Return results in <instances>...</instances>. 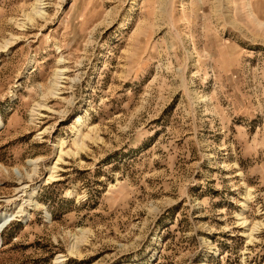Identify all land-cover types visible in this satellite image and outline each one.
Masks as SVG:
<instances>
[{
    "label": "rangeland",
    "instance_id": "374dc122",
    "mask_svg": "<svg viewBox=\"0 0 264 264\" xmlns=\"http://www.w3.org/2000/svg\"><path fill=\"white\" fill-rule=\"evenodd\" d=\"M36 1L0 0V264H264V0Z\"/></svg>",
    "mask_w": 264,
    "mask_h": 264
},
{
    "label": "bare ground",
    "instance_id": "6f19581e",
    "mask_svg": "<svg viewBox=\"0 0 264 264\" xmlns=\"http://www.w3.org/2000/svg\"><path fill=\"white\" fill-rule=\"evenodd\" d=\"M42 1L43 0H37L36 1L35 7H34L33 13H32L33 16L36 17V16L42 15V12H43ZM3 48H5V46H3ZM56 75H57V78H56L55 88L57 87L59 81L61 79H63L61 77L64 75V71L59 70L56 73ZM55 94H57V93H55ZM39 109H41V108H39ZM77 123L80 126H82L84 124L81 119H78ZM2 126H3V122L0 119V130L2 129ZM81 135L82 134L80 133V128H79L76 130V134L74 137V142H76V144L79 147H83V141H85V140H83L84 139L83 137L81 138ZM85 139H87V138L85 137ZM64 143H65L64 141H61V143H59L60 146H59V153L57 155L58 157L56 158L55 162L53 163V166L50 168L51 173L49 174V176L47 178L48 180H53V178L55 177L54 172L57 169L58 163L61 161L62 155L64 154L62 149H61L63 147ZM38 160L39 159L27 162V165L32 167L33 175L37 171ZM3 169H4V167L2 165H0V175H2V172L5 171V170L3 171ZM33 175H30L28 177L29 181L31 180ZM32 190L33 189H31V185H29L27 182L23 181L21 178V179H19V182L17 184V187L14 190L13 195L10 197L9 196L6 197L5 200L3 201L4 206L2 207V210H0V247L3 246L2 235H3L4 230L10 225V223L13 220H15L16 217L19 218V217L25 216V211H26L27 207L29 206V204L32 200V194H33V192H31ZM239 219L241 221V225H244L246 223V221L243 218H239ZM253 230H254V227L250 229L251 233L248 236H251Z\"/></svg>",
    "mask_w": 264,
    "mask_h": 264
}]
</instances>
